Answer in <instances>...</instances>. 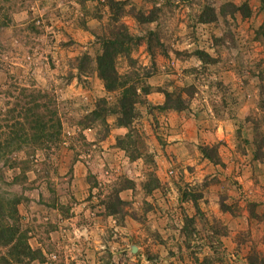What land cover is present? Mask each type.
Here are the masks:
<instances>
[{"label":"rangeland","instance_id":"374dc122","mask_svg":"<svg viewBox=\"0 0 264 264\" xmlns=\"http://www.w3.org/2000/svg\"><path fill=\"white\" fill-rule=\"evenodd\" d=\"M0 264H264V0H0Z\"/></svg>","mask_w":264,"mask_h":264},{"label":"trees","instance_id":"16d2710c","mask_svg":"<svg viewBox=\"0 0 264 264\" xmlns=\"http://www.w3.org/2000/svg\"><path fill=\"white\" fill-rule=\"evenodd\" d=\"M112 3H115V2L112 1ZM210 21H213V19L206 17V14H205V18H203V22H210ZM119 29L120 27H118V30H117V34L119 36L109 41V44L111 46L114 44L115 46L123 45L118 40V38L124 40V44L126 45H128L133 40L126 31H121V30L119 31ZM114 58H115V49L112 51H110V49H106L104 54L100 56L98 59L99 73H100L101 78L104 80L106 89L108 91L116 89L117 82H118L117 78H115V75H114ZM120 105H121V108L123 109L121 112H123V115L125 118V120H123L121 123L127 124L129 122V119H131L133 115V111H132L133 101L130 98L126 97V94H124V96L120 100ZM166 105L168 107L169 105L168 101L166 102ZM177 108L179 109L180 106H177Z\"/></svg>","mask_w":264,"mask_h":264},{"label":"crops","instance_id":"0c3cea01","mask_svg":"<svg viewBox=\"0 0 264 264\" xmlns=\"http://www.w3.org/2000/svg\"><path fill=\"white\" fill-rule=\"evenodd\" d=\"M249 185H251V187L253 188V181L252 180H250V182L248 183Z\"/></svg>","mask_w":264,"mask_h":264}]
</instances>
